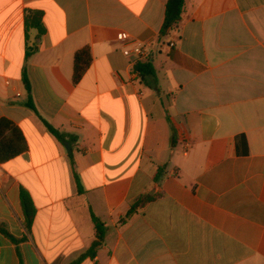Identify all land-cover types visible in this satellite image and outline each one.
Returning a JSON list of instances; mask_svg holds the SVG:
<instances>
[{
    "label": "crops",
    "instance_id": "crops-1",
    "mask_svg": "<svg viewBox=\"0 0 264 264\" xmlns=\"http://www.w3.org/2000/svg\"><path fill=\"white\" fill-rule=\"evenodd\" d=\"M167 3L0 0V121L28 145L0 164V225L24 239L0 231V264H21L19 251L22 264H71L95 241L92 215L106 237L82 264H264V0H187L161 39ZM30 11L43 14L41 38L26 31ZM121 32L153 45L155 76L135 71ZM85 48L92 64L75 85Z\"/></svg>",
    "mask_w": 264,
    "mask_h": 264
},
{
    "label": "trees",
    "instance_id": "trees-1",
    "mask_svg": "<svg viewBox=\"0 0 264 264\" xmlns=\"http://www.w3.org/2000/svg\"><path fill=\"white\" fill-rule=\"evenodd\" d=\"M187 0H168L167 7H166V17L165 22L163 24L160 38L166 37L169 31L176 29L183 18L185 7H186ZM25 27L27 33L30 30H36L38 32V36L41 38L46 33V29L43 24V14L41 12H34L30 11L27 13L25 18ZM30 53L27 54L30 57ZM92 64V55L91 50L89 48L82 49L78 51L74 56V75H73V83L78 85L82 80L83 76L90 68ZM135 71L142 76H155L156 72L151 63V58L146 61L138 62L135 67ZM23 82L25 84L27 93H28V103L27 106L32 109L33 111L37 112L36 107L33 102L32 98V87L26 71L23 75ZM49 131L59 140L64 141L65 137L53 129L47 122H45ZM176 145V138L175 134L173 133L172 137V146ZM237 146L239 153H247V141L244 136H241L237 139ZM28 150V145L26 139L22 133V131L11 121L7 119H2L0 121V164L7 163L22 154H24ZM72 165L75 166L74 159L71 157ZM165 168H161L157 174L156 182H159ZM21 206L24 213V226L28 233L31 232L35 217L37 214V210L33 203V200L30 194L25 191L24 189L21 191ZM153 200V197L147 196L143 200H140L135 205L132 206L131 210L127 214L126 218L130 219L135 212L146 203ZM92 219L95 225L96 230V238L95 241L92 243L91 247L88 251L82 254L77 260L72 262L71 264H82L87 259H94L98 251L102 248L105 237H106V227L105 224L98 219L96 216L92 215ZM0 231L9 238L14 244L19 246L20 243L24 241V239H17L10 235L7 230L0 225ZM21 264H22V256L20 254Z\"/></svg>",
    "mask_w": 264,
    "mask_h": 264
},
{
    "label": "built area",
    "instance_id": "built-area-1",
    "mask_svg": "<svg viewBox=\"0 0 264 264\" xmlns=\"http://www.w3.org/2000/svg\"><path fill=\"white\" fill-rule=\"evenodd\" d=\"M118 40L127 44L124 55L129 59L134 68L138 62L146 61L151 58L154 49L152 44L140 40H132L131 36L125 32L118 34ZM160 47L173 49L175 48V43L172 42L169 45L161 44Z\"/></svg>",
    "mask_w": 264,
    "mask_h": 264
},
{
    "label": "water",
    "instance_id": "water-1",
    "mask_svg": "<svg viewBox=\"0 0 264 264\" xmlns=\"http://www.w3.org/2000/svg\"><path fill=\"white\" fill-rule=\"evenodd\" d=\"M65 145L67 147L68 152L71 154L72 153V150H71L70 143L65 142Z\"/></svg>",
    "mask_w": 264,
    "mask_h": 264
}]
</instances>
